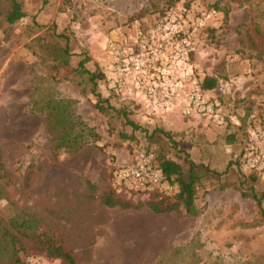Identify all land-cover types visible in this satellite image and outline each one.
Instances as JSON below:
<instances>
[{"label":"rangeland","instance_id":"1","mask_svg":"<svg viewBox=\"0 0 264 264\" xmlns=\"http://www.w3.org/2000/svg\"><path fill=\"white\" fill-rule=\"evenodd\" d=\"M21 1L26 17L13 25L9 40L0 41V161L17 180L27 164L40 165L31 186L22 190L16 183L8 198L43 220L35 235L44 247L55 249L61 242L75 264H264V224L253 200L240 195L241 189L250 193L251 187L261 195L264 209V168H247L242 162L251 145L264 151V0H221L220 5L230 8L226 23L213 5L216 0ZM44 4L52 14L46 25L63 29L69 37L70 65L86 55L90 60L85 67L96 65L100 71L98 59L107 61L103 50L113 28L135 32L157 23L169 10L193 26L202 21L190 37L191 80L199 85L202 74L215 76L214 88L203 91L218 99L223 121L181 109L149 111L139 99L109 94L104 78L97 80L93 93L81 92L72 81L50 80L31 53L32 41L24 30ZM37 35L48 39L42 31ZM78 78L86 88L85 76ZM48 96L73 101L68 107L72 124L84 127L89 141L74 154L52 158V135L43 128L42 113L31 108L32 100ZM100 98L113 107L106 114L92 107ZM123 115L137 128L125 124ZM154 127L171 133L176 148L166 138L149 135ZM225 135L233 140L227 143ZM139 148L155 161L163 156L180 163L184 171L185 155L199 165L194 170L199 216L186 215L182 206L177 213L155 214L144 203L146 194L113 185L112 168ZM108 187L129 206L102 205L99 198ZM8 210L1 200L0 215ZM18 254L21 261L37 256L60 264L43 253Z\"/></svg>","mask_w":264,"mask_h":264},{"label":"trees","instance_id":"2","mask_svg":"<svg viewBox=\"0 0 264 264\" xmlns=\"http://www.w3.org/2000/svg\"><path fill=\"white\" fill-rule=\"evenodd\" d=\"M220 1L216 0L213 5L217 11H221L222 22L226 23L229 19L230 8L225 3L220 5ZM242 2L238 1L239 4ZM25 17L26 14L21 0H0V41L9 40L13 25ZM43 27L44 25L36 22L32 15L24 25V30L27 31V38L32 41L31 53L39 58L38 60L44 66L47 77L55 81H72L79 86L81 92L93 93L97 80L104 78L103 71H100L96 65H94L93 69L86 68L85 63L90 60L86 55L78 59L75 66H71L69 62L71 53L68 49L70 41L67 33L63 29L58 32L55 31L54 25L48 26L43 31L48 38L45 40L37 35ZM62 71L64 73L57 75L58 72ZM83 75L87 81V84H85L86 88L77 80L79 79L78 77L81 78ZM215 83V76L204 75L199 82V87L202 90H211L214 88ZM31 102V108L40 114L42 113L44 116L43 128L52 135L51 153L53 159H56L60 153H66L67 155L74 154L89 144V141L84 138V127H76V125L72 124V115L68 107L73 101L68 99L60 101L52 96H48L47 98L36 99ZM92 107L101 114H106L108 110L113 109L107 98L97 99L92 103ZM123 120L132 130L137 128V125L126 115H123ZM150 134H157L166 138L173 148H176L171 138V133L161 127H154ZM97 138L98 136L96 135L95 139ZM224 139H226L227 143H230L233 137L225 135ZM184 160L187 164L186 171H184L178 162L164 158L163 156L156 158L157 166L163 177L170 183H173L177 189L172 196L157 193L146 194L147 200L144 203L151 212L155 214L177 213L179 207L182 206L186 215L193 218L200 215L201 209L194 202L196 188L199 184V177L194 170L199 165L194 164L186 155ZM228 166L229 164L225 166L224 170H227ZM203 167L213 174H220L216 170L209 169L207 166ZM39 170L40 165L29 163L19 175V180H17L18 178L13 176L12 170L6 169L0 161V201L5 200L9 207L8 213L0 215V264H22L23 260H20L18 253L21 255L43 253L45 256L59 259L60 264H75L72 252L65 249L61 242L55 249H46L43 242L35 235V229L38 225L44 223L43 220L27 207L18 206L8 198L9 188L14 187L16 183L22 190H27L35 180ZM113 170L112 168L111 178ZM220 188H223V185ZM249 190H251L250 193H246L244 189H241L240 195L248 196L253 200L261 223L264 224V209L261 204V195L256 194L251 187H249ZM114 191V187H108L100 195V203L107 207H128L129 204L118 199Z\"/></svg>","mask_w":264,"mask_h":264},{"label":"built area","instance_id":"3","mask_svg":"<svg viewBox=\"0 0 264 264\" xmlns=\"http://www.w3.org/2000/svg\"><path fill=\"white\" fill-rule=\"evenodd\" d=\"M187 17V15H185ZM183 16L166 11L158 22L141 30L113 28L104 46L107 67L104 81L109 94L121 100L139 99L149 111L180 110L186 114L223 121L217 98L209 97L198 84L192 83V67L188 61L190 37L195 27ZM253 144H256L253 142ZM247 168H264V151L250 146L242 157ZM113 185L118 189L172 196L176 186L161 174L153 155L144 148L132 152L128 161L112 171ZM23 264L50 263L37 256L27 257Z\"/></svg>","mask_w":264,"mask_h":264},{"label":"crops","instance_id":"4","mask_svg":"<svg viewBox=\"0 0 264 264\" xmlns=\"http://www.w3.org/2000/svg\"><path fill=\"white\" fill-rule=\"evenodd\" d=\"M38 1H40V0H38ZM48 7H49L48 4H46V5L44 4L43 6L41 5V6H39V9L38 10L35 9L34 13L32 14L34 16V19H35L36 22L40 23L41 25H44V27L41 30L42 32L44 31V29L46 27H48V25H46V23L49 21L50 15H52L51 13L47 12ZM61 30H59V31H61ZM92 60L96 61V59H94V57H92ZM98 60H99L98 66L100 67L101 65H103V67H102L103 68V72H105L106 71V67H107V61H103L102 62L101 59H98ZM201 76L203 77L204 75L202 74ZM202 77H200L199 79L201 80Z\"/></svg>","mask_w":264,"mask_h":264}]
</instances>
